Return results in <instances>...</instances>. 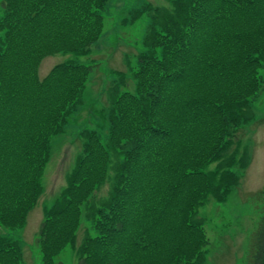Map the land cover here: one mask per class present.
I'll use <instances>...</instances> for the list:
<instances>
[{
  "label": "trees",
  "instance_id": "trees-1",
  "mask_svg": "<svg viewBox=\"0 0 264 264\" xmlns=\"http://www.w3.org/2000/svg\"><path fill=\"white\" fill-rule=\"evenodd\" d=\"M110 0H0V226L24 229L46 192L54 137L85 105L101 71ZM150 2L121 20L146 24L125 71L104 72L98 129L66 186L43 207L34 246L43 264H204L200 208L225 203L252 157L239 138L262 93L264 0ZM66 57L41 78L43 61ZM100 103V101H99ZM216 164L214 169H209ZM110 183L105 199L98 193ZM264 206V190L257 193ZM83 238L79 243V235ZM0 264H24V246L0 235ZM247 264H264V214Z\"/></svg>",
  "mask_w": 264,
  "mask_h": 264
},
{
  "label": "rangeland",
  "instance_id": "rangeland-1",
  "mask_svg": "<svg viewBox=\"0 0 264 264\" xmlns=\"http://www.w3.org/2000/svg\"><path fill=\"white\" fill-rule=\"evenodd\" d=\"M148 2L157 6L168 5L167 0L109 1L104 13L106 27L101 54L96 56L102 62L103 72H98V68H95L97 78L95 83L90 85L91 92L85 97L84 108L70 119L66 132L54 137L52 141V157L45 177L46 192L29 214L24 229L8 230L0 226V235L15 239L24 246V264H43L41 253L34 246L35 238L44 218V205L52 203L65 188L67 175L74 167L81 148L79 141L74 142L75 135L83 128L98 129L105 140L106 135L96 125L95 117L98 109L106 105L105 96L101 97V79L104 78V72L127 70L126 56L137 55V50L131 46V42L140 38L146 24H139L136 28L128 30L121 25V20L127 17L130 11L141 8ZM64 60L66 57L63 55L46 58L40 67V77L44 78L56 64ZM260 76L264 83V66L260 69ZM253 108L256 120L248 124L239 135L243 141V149L247 147L252 157L239 188L232 191L225 203L217 204L211 199L200 208L197 216L206 223L210 241L208 258L204 264H247L251 240L264 214L263 203L257 199V193L264 190V87L262 93L253 101ZM215 167L216 164H213L209 169ZM109 190L110 183H107L98 193V198L105 199ZM82 238L83 232L79 235V243ZM60 260L64 264H78V257L71 247L63 251Z\"/></svg>",
  "mask_w": 264,
  "mask_h": 264
}]
</instances>
